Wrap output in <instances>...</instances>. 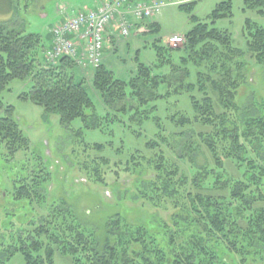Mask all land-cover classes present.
I'll list each match as a JSON object with an SVG mask.
<instances>
[{
  "label": "trees",
  "instance_id": "trees-1",
  "mask_svg": "<svg viewBox=\"0 0 264 264\" xmlns=\"http://www.w3.org/2000/svg\"><path fill=\"white\" fill-rule=\"evenodd\" d=\"M246 3L248 8L264 13V0ZM226 17H232V0L216 8L213 24ZM247 46L256 64L264 67V29L249 20ZM157 48L159 59L178 50ZM46 49L41 36L13 30L9 22L0 23V112L3 113L0 146L4 145L12 158L30 148L29 139L14 118L15 108L6 106L1 98L15 80L31 85L30 91L21 98L42 107L46 117L58 115L63 126L80 118L88 129L101 127L89 87L84 79L76 76L75 61L63 57L50 63L45 56L41 58ZM184 50L188 58L172 64V72L167 76L153 77L151 68L141 65L138 77L126 83L101 65L95 69L92 80L93 89L113 113L127 114L132 110L138 113L140 107L165 97L160 93L164 85L166 96L190 94L194 116L179 110L171 122L178 129L199 125L209 130L194 134L208 149L214 166L194 164L191 178L165 154L166 150L173 149L172 137L177 134H165L162 143L151 142L152 149L157 150L159 146V151L150 160L138 163L150 165L156 171L153 182L143 187V192H150L144 194L146 200L162 209H168L171 204L175 211L170 215L172 229L166 227L164 231L166 239L161 234L150 235L146 227H136V231L131 225L122 228L120 217L111 219L105 236H99L88 226L79 224L71 210L64 208L53 210L54 215L49 214L30 235L23 234L25 231L11 233L0 244V264H9L17 254L24 257L25 264H55L57 253L70 258L71 264H255L264 261V117L252 110L244 111L237 104L239 88L243 85L238 67L246 52L233 47L227 32L202 23L187 34ZM190 65L198 72L197 85L189 82ZM197 91L202 99L193 95ZM255 107L253 110L257 111L259 108ZM227 162L234 163L239 178L230 174ZM100 163L110 165L108 160ZM127 166L134 173L135 163ZM43 190L42 183L32 178L30 183L14 187L13 198L23 202L24 208L27 201L34 214L35 202L41 208L46 206L48 213L47 193L43 194ZM28 210L31 209L25 211ZM25 215L21 212L10 219L19 221ZM11 226L14 228L15 224Z\"/></svg>",
  "mask_w": 264,
  "mask_h": 264
},
{
  "label": "rangeland",
  "instance_id": "rangeland-1",
  "mask_svg": "<svg viewBox=\"0 0 264 264\" xmlns=\"http://www.w3.org/2000/svg\"><path fill=\"white\" fill-rule=\"evenodd\" d=\"M106 1L109 0H0V23L9 22L13 30L26 35H39L48 47L54 28L67 17L86 10L95 11L99 3ZM148 1L163 4L160 14L153 19L137 21L134 14L129 13L128 20L133 26L131 35L128 39L111 42L110 45L115 46L108 47L103 57V65L114 73L116 79L131 82L138 77L141 65L151 68L153 77L171 74L172 64H180L183 58L189 56L184 50L187 34L198 23L207 24L227 32L232 37L233 47L246 52L238 67L243 85L239 88L237 104L244 111L252 110L264 117V67L256 64L247 46V21L264 29V13L248 8L247 0H232V17L216 20L213 24L214 11L228 0ZM182 6L187 9H182ZM141 26L146 27L144 33L138 29ZM173 36L183 37L184 47L180 44L178 50H172L174 45L168 44ZM157 47L172 51L159 59ZM189 69L192 72L189 82L197 85L198 72L193 65ZM75 73L89 87L96 113L101 119L99 129H88L80 118L69 126H63L58 115L46 117L42 107L21 98L30 91L31 85L27 82L15 80L2 94L3 103L15 108L14 118L29 139L30 148L12 158L6 147L0 146V244L13 232L32 234L49 214L54 215L53 210L64 208H69L79 224L88 226L99 236H105L106 225L111 219L120 217L122 228L131 225L136 231V227H146L150 235L161 234L160 237L166 239L164 231L166 227L172 229L170 215L175 211L171 204L168 209H162L146 200L144 194L150 192H143V187L153 182L156 171L150 165L143 163L141 166L138 163L150 160L159 151V146L157 150L152 149L151 142L162 143L165 134H177L172 137L173 149L164 150L171 163L181 167L189 178L193 176L191 168L194 164L199 167L207 164L214 166L208 149L195 136L209 130L199 125L178 129L171 122V117L179 110L194 116L191 95L166 96L167 87L164 85L160 93L165 97L140 107L138 113L136 110L127 114L113 113L92 87L95 69L90 66L87 70L78 65ZM193 95L202 99L198 91ZM255 105L259 108L257 111L253 110L257 108ZM217 110L222 113L221 109ZM232 115L237 116L234 112ZM0 116H3L2 112ZM98 145L101 147L98 148ZM101 160H108L110 165L103 166ZM130 162L135 163L134 173L127 170ZM227 168L234 177H240L234 163L227 162ZM32 178L44 186L42 192L47 193L45 200L50 213H47L46 206L41 208L35 202L34 214L27 201L24 208L21 206L23 202L14 200V187L21 186L23 182L30 183ZM28 208L31 210L26 212ZM21 212L26 213L21 220L10 219ZM6 222L10 224L6 225ZM14 224L13 228L11 225ZM9 264H25L24 257L17 254ZM55 264H71V260L57 253ZM255 264H264V261Z\"/></svg>",
  "mask_w": 264,
  "mask_h": 264
},
{
  "label": "built area",
  "instance_id": "built-area-1",
  "mask_svg": "<svg viewBox=\"0 0 264 264\" xmlns=\"http://www.w3.org/2000/svg\"><path fill=\"white\" fill-rule=\"evenodd\" d=\"M162 7L163 4L156 1L133 4L131 0H109L95 11H82L54 28V43L46 59L56 63L60 58L69 57L82 68H98L106 45L131 35L133 26L128 20L129 13H133L136 20L144 21L159 15ZM169 43L178 46L184 39L174 36Z\"/></svg>",
  "mask_w": 264,
  "mask_h": 264
},
{
  "label": "crops",
  "instance_id": "crops-1",
  "mask_svg": "<svg viewBox=\"0 0 264 264\" xmlns=\"http://www.w3.org/2000/svg\"><path fill=\"white\" fill-rule=\"evenodd\" d=\"M140 32L141 33H144L146 31V27L145 26H141V28H139ZM51 43V41H50Z\"/></svg>",
  "mask_w": 264,
  "mask_h": 264
}]
</instances>
